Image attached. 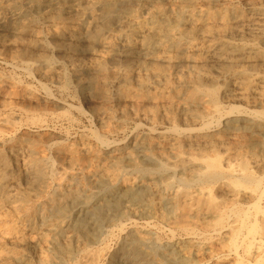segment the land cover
<instances>
[{
	"label": "bare ground",
	"instance_id": "1",
	"mask_svg": "<svg viewBox=\"0 0 264 264\" xmlns=\"http://www.w3.org/2000/svg\"><path fill=\"white\" fill-rule=\"evenodd\" d=\"M0 58L32 80L24 82L0 73V264H51L48 253L44 256L38 251L47 248L49 234L55 229L61 235L70 234L67 242L61 240L63 243L57 247L61 255L68 256L76 239H92L104 224L118 218L131 221V229L124 223L117 229L120 234L126 233L121 253L139 256L152 224L150 220L140 225L131 215L134 212L141 220L157 216L152 217L155 203L165 201L164 192L171 187L166 175L164 192L150 172L138 188L124 178L125 165L137 173L141 170V158L138 160L136 154L139 149L167 167L188 173L183 180L188 186L222 174L237 177L233 183L239 190L244 188L245 180L253 184L243 201L251 206L231 208L235 222L229 221L225 209L229 198L227 203L224 198L220 203L209 189L191 194L177 191L180 186L169 200L186 218L203 219L212 223L215 231L225 232L217 243H229L237 251L239 240L244 238V257H238L237 264H264V178L254 174V170H264V129L255 121L264 118V113L252 111L249 114L253 118L243 119L245 131L263 133L249 140L236 137L233 150L227 144L233 133H213L210 125L214 122L218 126L225 118L224 106L219 104L222 98L242 104L251 96L264 103V72L255 71L264 67V0H0ZM71 81L79 87L81 103H95L85 108L96 118L103 134L92 131L91 140L73 138L67 131V125L77 122L73 112L85 115L84 107H75L69 98L54 95L48 87L58 85L62 95ZM208 84H221L219 101L215 98L217 91ZM254 99L251 102L255 104ZM147 103L151 109L148 105L145 108ZM238 107H232L231 113L247 112ZM177 116L191 124L202 121L204 128H179L175 124ZM161 119L169 129L157 133L156 140L141 135L124 146L108 140L129 120L139 122V127L145 124L154 133ZM99 147L105 148L104 152ZM94 187L119 190L116 194L110 191L105 200L101 197L103 202L95 204L93 192H86L89 196L83 199V192ZM231 195L235 194L230 191ZM78 205L79 214L72 217ZM39 213L47 215V221L36 225ZM179 222L177 231L186 236L196 230H191V222ZM177 246L179 250L185 248L183 242ZM105 248L86 252L78 264H99Z\"/></svg>",
	"mask_w": 264,
	"mask_h": 264
},
{
	"label": "rangeland",
	"instance_id": "2",
	"mask_svg": "<svg viewBox=\"0 0 264 264\" xmlns=\"http://www.w3.org/2000/svg\"><path fill=\"white\" fill-rule=\"evenodd\" d=\"M5 33V32H4ZM3 33V34H4ZM4 35H8L7 33H5ZM19 48H17L16 50H18ZM15 50V49H14ZM1 60H0V73L1 74H3L4 76H6V77H10V78H16V79H19V80H22V81H24V82H30V79H29V77L24 73V72H22V71H20V70H18V69H16L15 67H12V65H11V63L10 62H8V61H6L4 58H0ZM8 64V65H6V64ZM1 65H2V67H1ZM259 67H260V69H259ZM259 67H257L256 68V70L255 71H258V70H261L260 72H264L263 70H264V67H262L261 68V66H259ZM5 68V69H4ZM4 70V71H3ZM10 70V71H9ZM15 74H14V73ZM13 73V74H12ZM6 74V75H5ZM14 76V77H13ZM17 76H20L19 78L17 77ZM25 77H26V79H25ZM31 82H32V80H31ZM30 82V83H31ZM70 88H68L67 89V91L64 93V94H62L61 95V92L59 91V89H58V85H55V84H49L48 85V87H49V89L52 91V93L55 95L56 94V96H64V97H66V98H69L70 100V103L71 104H73L75 107H84L83 109L85 110V111H87V113L85 114V115H81V114H79V113H77V112H73L74 114H73V116H74V118H75V121H77V122H74V124H72V125H67V131H69V133H71L70 135L73 137V138H78L79 136H82V137H84L86 140L88 139V140H91L92 138H91V133H93L92 131H94V133H98V134H100V135H102L103 133H102V131H101V128H100V126L98 125V123H97V121H96V118L94 119V118H92V115L91 114H89V112H88V106H89V104L90 103H85V104H83V103H81L80 102V99H79V92H80V90L78 89L79 87H77L76 86V84L75 83H73L72 84V81L70 82ZM52 85V86H51ZM53 85H54V87H53ZM73 85V86H72ZM217 85V86H216ZM219 85V86H218ZM221 84H208V86H209V88L210 89H213V91L215 92V91H217L215 94V98L219 101V99L220 98H222L221 96H220V92H219V90H220V86ZM218 87V88H217ZM77 88V89H76ZM56 89V90H55ZM69 90H71L70 92H69ZM78 90V91H77ZM76 91V92H75ZM60 92V93H59ZM75 94H74V93ZM78 92V93H77ZM218 94H219V97L220 98H218ZM74 95V96H73ZM75 95H76V97H75ZM68 96V97H67ZM251 97V96H250ZM250 97H248V99L249 100H247V101H249V102H244V103H231V101L229 102V100L227 99V98H222V100L220 99V101H219V104H220V106L223 108V106H224V109H225V113H224V116H225V118H224V120L217 126V124H215L214 122L212 123V124H210L211 125V127H212V132L213 133H220V132H223L224 130H227V131H229L230 132V134L231 133H233V137H231V140L233 141H229V143H227L228 145H230V149H235L236 148V137H238V139L237 140H239L240 138H241V140L242 139H251V138H253V137H256V136H259L258 134H262V133H260V132H258V131H254L253 129H249V130H246L245 131V129H243V123H242V121H243V119H250V118H253V117H251L250 116V112H258V113H264V103H261L259 100H256V99H254V97H252V98H250ZM252 99H254V101L253 102H255L256 101V103L254 104V103H252L251 101H252ZM225 100V101H224ZM74 102V103H73ZM251 103V104H250ZM241 104V105H240ZM253 104V105H252ZM260 104V106H258ZM93 105H95V103L93 102V104L91 103L90 104V106L91 107H93ZM147 105L149 106L148 107V109H151L152 108V105H149V103H147L146 105H145V108H147ZM243 105H244V107H243ZM257 105V106H256ZM235 106L237 107V106H239L238 108H241V109H243V110H245V111H247V112H245V113H243L242 115H239V114H237V113H231V108L232 107H234L235 108ZM248 106V107H247ZM263 106V107H262ZM87 109H86V108ZM246 107V108H245ZM256 107V108H255ZM262 107V108H261ZM90 108V107H89ZM251 108V109H250ZM228 110H230V111H228ZM227 111V112H226ZM230 112V113H229ZM227 113V114H226ZM230 114V115H229ZM231 114H233V115H231ZM88 115V116H87ZM91 116V117H90ZM227 116V117H226ZM232 116V117H231ZM180 116H177L176 117V121H175V124H176V126H178L179 128H182L183 126H185L184 127V129H194V130H198L200 127H202V128H204V122H202V121H199L198 123H193L192 122V124H191V122L189 121V120H187L185 117H180ZM77 119V120H76ZM79 119H81V120H79ZM93 119V120H92ZM184 119V120H183ZM186 119V120H185ZM231 119H232V122H231ZM233 119H235V120H233ZM262 119V120H261ZM259 120V121H258ZM264 118H262V117H257L256 119H255V121H257V123H258V125H260L263 129H264ZM84 121V122H83ZM86 121V122H85ZM92 121H93V123H92ZM182 121V122H181ZM229 121H230V123H229ZM162 122V123H161ZM186 122V123H185ZM187 122H188V124H187ZM233 122H235V123H233ZM237 122V123H236ZM262 122V123H261ZM78 123V124H77ZM160 123H161V125H160ZM139 122H136V121H134V120H129V121H127L125 124H124V126H123V128L122 129H120V130H118V131H115L114 132V134L112 135H109L108 137V140L110 141V142H113V143H115V144H117V145H120V146H124V144H126V142L127 143H134L133 142V140L135 141V138L136 137H141V135H142V137L141 138H144L145 136L147 137L148 135V137L147 138H149V139H151V140H156V134L157 133H161V132H168L167 130L169 129V125L166 123V121L165 120H160V122H159V125H157L156 126V130H155V132L154 133H152L150 130H149V127L148 126H146L145 124H141L140 125V127H139ZM187 124V125H186ZM191 124V125H190ZM231 124H233V126H231ZM79 125V126H78ZM142 125L144 126V127H142ZM164 125V126H163ZM193 125V126H192ZM203 125V126H202ZM227 127H226V126ZM229 125V126H228ZM235 125V126H234ZM237 125V126H236ZM82 126V127H81ZM88 126V127H87ZM136 127V131H135V127ZM146 126V127H145ZM158 126H160V127H158ZM69 127V128H68ZM131 127V128H130ZM226 127V128H225ZM235 127V128H234ZM87 128V129H86ZM142 128H144V130L142 129ZM160 128V129H159ZM196 128H198V129H196ZM75 129V130H74ZM80 131H79V130ZM88 129H91V130H88ZM97 129V131H95ZM135 131V132H132V134H131V131H133V130ZM183 129V128H182ZM201 129V128H200ZM220 129V130H219ZM90 131V132H89ZM100 131H101V133H100ZM120 131H122V132H120ZM138 131V132H137ZM143 131V132H142ZM234 131V132H233ZM248 131H249V133H248ZM73 132V133H72ZM76 132H77V134H76ZM79 132V133H78ZM86 132H87V134H86ZM125 132V133H124ZM238 132V134H236ZM246 132V133H245ZM145 133V134H144ZM148 133V134H147ZM243 133V134H242ZM245 133V134H244ZM248 133V134H247ZM253 133V134H252ZM117 134V135H116ZM147 134V135H146ZM248 136H247V135ZM257 134V135H256ZM87 135V136H86ZM137 135V136H136ZM140 135V136H139ZM112 136V137H111ZM132 136V137H131ZM261 136H263V135H261ZM119 137V138H118ZM130 138V139H129ZM233 138V139H232ZM234 138H235V140H234ZM116 139V140H115ZM126 140V141H125ZM121 141H122V143H121ZM117 142V143H116ZM121 144H120V143ZM124 142V143H123ZM231 142V143H230ZM226 144V146H227V148H228V145ZM99 150H101L102 152H104V150H105V148H102V147H99ZM259 150H260V148L257 150V152H259ZM140 152V153H139ZM243 152V151H242ZM141 153H143V154H141ZM147 153V154H146ZM244 155H245V150H244ZM246 155H250V154H248V152H247V150H246ZM251 153V152H250ZM136 154H137V157H138V160L141 158V160H139V162L143 165L142 166V168H141V170H138L139 171V173H137V171L135 172V170L133 171V169L130 167V166H128V165H125L124 167H123V176H124V178H126V177H128L127 179L128 180H130V184L132 185H135L137 188L139 187V183L142 181L141 179L143 178V180H144V178L148 175L147 173H151V176H152V178L154 177V179H155V181L157 182V185L160 187V189L164 192L165 191V189H166V186H164V185H166L167 184V182H169L171 185V187H169V189H172V191L170 190L169 191V189H168V191H166V192H164L166 195H165V197H164V199L163 200H165V201H156V205L158 206H156L155 205V208H154V210H153V215H152V217L154 216V215H157L158 216V214H159V211L161 210V214H159V217H160V219L161 220H159V217L158 218H156L157 216H154L153 218H147V219H143V220H141L140 219V217H138L137 215H133V213H132V215H131V217H132V220L133 219H138L139 220V224L140 225H143V224H145V222H149L150 220V223L152 224V227L150 228V229H152V230H150L149 229V237L147 236V240H145V242H143L142 243V245L140 246V251H142L143 249L144 250H146V252L148 251V254L143 250L142 252H141V254L138 256V255H135V254H133V255H130V254H128V256L127 255H123V253H121V251H120V249H121V245L123 244V238H125V236H126V233L125 234H120L119 232H117V229H119V226L120 225H122V223H124V224H126L127 226H128V229H131V226H130V222L131 221H125V220H116V222L114 221V222H112V223H106V224H104L101 228H100V231H98V233H96V235L94 236V238H92V239H89V240H84V239H82V238H78V239H76L75 241H74V243L76 244L78 241L81 243H77L76 244V246H75V244H73V252L71 253V254H69L68 256H63V255H61L59 252H58V250H57V247H58V245H61L62 243H63V241H64V243L63 244H65V241L67 242V240H68V238H67V236L68 235H70L69 233H66V234H62L61 235V233H59L58 232V230L57 229H55V231L53 232V233H51V234H49V236H50V239H49V241L51 242H49L48 241V243H46V246H45V244L43 245V247L42 248H44V246L45 247H47V248H44V249H42L43 251H41V250H39L38 251V253H42L44 256L47 254L48 255V259L50 260V262H51V264H55V262H56V264H68L69 263V261H70V264H78L79 262H81V261H83V257H84V254L86 253V252H90V251H97V250H100V249H102V247L103 248H105L106 249V251H105V254L102 256V258L100 259V262H99V264H106L107 262L109 263V264H112L115 260V264H192L194 261L195 262H197V261H199L200 260V263L199 262H197V263H195V264H224V263H226V264H237V260H238V257H244V250H245V246L244 245H242V241L244 240V238H241L240 240H239V248H238V250L236 251V250H234V247H232L229 243H217V242H220V241H222L221 239H222V236H223V234L225 233V232H219V231H215V228L213 227V225H212V223H208V222H205V220H199V219H195V220H191V219H188V218H186L185 217V215H184V213H181V212H177L176 211V209L175 208H173L174 206L172 205V204H170L171 202H170V200H169V196H171V197H173L175 194H176V192L177 191H187V192H189V193H191V194H194L195 192H200V191H205L206 190V192H208V189H209V193H212V195L216 198V200L217 201H219L220 203L221 202H223V198H224V203L226 202L227 203V201H226V199L227 198H229L228 199V203H230L231 201H232V203L235 201V203H233V204H230L229 206H228V203H227V205L225 206V209H226V211L228 212L227 214L229 215V221L230 222H235L236 220H235V217L234 216H232L231 214V212L233 211V209L235 208V207H237V208H239V207H243V208H247L248 206L250 207L251 206V204H247V203H245V202H243L246 198V194H248V193H251L252 192V190H253V184H251L250 182H248L247 180H245V181H243V183L242 184H244L243 186H244V188L242 189H236V185L233 183V181H235V180H237L238 178L237 177H235V178H233V177H231V176H229V175H224L223 176V174L220 176V177H218V178H216V179H208V180H210L209 182L208 181H206L207 180V178L206 179H203L202 181H198V182H196L195 181V183L193 182L190 186H188V185H185L184 184V179H186L187 178V174L186 173H183V172H181L180 170H177V169H174V168H170V167H167L162 161H160L159 159H157V158H154L152 155H150L146 150H144V149H139L137 152H136ZM142 155V156H141ZM224 156V155H223ZM259 156H261L260 154H259ZM147 157V158H146ZM143 158V159H142ZM147 160V161H146ZM157 161V162H156ZM159 161V162H158ZM155 164V165H154ZM156 164L158 165V166H156ZM154 166H155V168H154ZM145 167L147 168V170L145 169ZM151 167H153V170H152V168ZM159 167V168H158ZM151 171H150V170ZM164 169V170H163ZM142 170H144V171H142ZM168 170H169V172H168ZM157 173H156V172ZM166 171H167V173H166ZM264 171V170H263ZM263 171H257V170H254V174H255V176L256 177H258V179H262V178H264V172ZM129 172V173H128ZM174 172V173H173ZM263 172V173H262ZM133 173V174H132ZM146 173V174H145ZM165 173V174H164ZM172 173L173 174H175V175H172ZM184 174V176H183V174ZM129 174H131V175H129ZM136 174V175H135ZM140 175V176H142V177H140V176H138V175ZM144 174V175H143ZM164 174V175H163ZM170 174V175H169ZM186 174V175H185ZM129 175V176H128ZM132 175H133V178H131L132 177ZM160 175V176H159ZM169 177L168 179H169V181H167L166 179H167V177ZM131 176V177H130ZM136 176V177H135ZM144 176V177H143ZM156 176V177H155ZM174 176H176V177H174ZM181 176V177H180ZM262 177V178H260V177ZM165 177V178H164ZM171 177H172V181L170 180L171 179ZM183 177V178H182ZM138 178H140V179H138ZM156 178H158V179H156ZM162 178V179H161ZM164 178V179H163ZM179 178V179H178ZM133 179V180H132ZM135 179L137 180V183H136V181H135ZM176 179H178V180H176ZM158 180H159V182H158ZM163 180V181H162ZM180 180V182H181V184H180V182H178ZM216 180H218L217 182H215ZM163 182L162 184L163 185H161V182ZM165 181H167V182H165ZM174 181V182H173ZM220 182V183H219ZM136 183V184H135ZM172 183L174 184V185H172ZM198 183V184H197ZM206 183V184H205ZM208 183V184H207ZM217 183H218V185H217ZM222 184H224V185H222ZM227 184V186H225ZM232 184H234V185H232ZM248 184V185H247ZM179 185V186H178ZM202 185H204V186H202ZM211 185V186H210ZM222 185V186H221ZM231 185V186H230ZM250 185V186H249ZM134 186V187H135ZM173 186V187H172ZM181 186V187H180ZM186 186V187H185ZM225 186V187H224ZM230 188H229V187ZM234 188H233V187ZM135 187V188H136ZM162 187H163V189H162ZM164 187H165V189H164ZM179 188V190H177L178 188ZM182 187H184V188H182ZM189 187V188H188ZM193 187V188H192ZM195 187V188H194ZM197 187V188H196ZM224 187V188H223ZM247 189H246V188ZM95 188V189H94ZM94 188H92L91 190H86V191H84L83 192V199H85L87 196H89V194L90 193H92L93 192V197L95 198H93V201H94V203L95 204H100L101 203V201L103 200V198H104V200H105V198H107L106 196H109V195H111V194H116V193H118V188L117 189H114V190H106V188H103V189H100V188H98V187H94ZM175 188H177V189H175ZM182 188V189H181ZM187 188V189H186ZM218 188V189H217ZM223 188V189H222ZM219 189H221V190H219ZM232 189V190H231ZM235 189V190H234ZM251 189V190H250ZM173 190H175V191H173ZM177 190V191H176ZM219 190V191H218ZM225 192H227V194H225L224 193V191ZM227 190V191H226ZM238 190V191H237ZM90 191V192H89ZM95 191V192H94ZM101 191H103V192H101ZM107 191V192H106ZM212 191V192H211ZM217 191V192H216ZM230 191H232V194L234 195V196H228L229 195V192ZM243 191V193H241ZM86 192H89V194L88 193H86ZM100 192V193H99ZM111 194H110V193ZM222 193V195H221V193ZM104 193V194H103ZM170 195H169V194ZM216 193V194H215ZM225 194V197L223 196L224 194ZM241 193V194H240ZM87 194V195H86ZM97 194H99V195H97ZM172 194V195H171ZM196 194V193H195ZM219 194V195H218ZM86 197H85V196ZM96 195V196H95ZM101 195V196H100ZM113 196V195H112ZM216 196H218V197H216ZM223 196V197H222ZM227 196V197H226ZM237 196V197H236ZM239 196V197H238ZM99 197V198H98ZM101 197H103V198H101ZM170 197V198H171ZM220 197H221V200H220ZM231 197H234V198H232L231 199ZM240 197H243V198H240ZM219 199V200H218ZM239 199V200H238ZM242 201H241V200ZM103 200V201H104ZM238 200V201H237ZM102 201V202H103ZM168 204H167V203ZM238 202H240V203H238ZM82 201H81V204L80 205H82ZM161 204V205H160ZM239 204V205H238ZM246 204V205H245ZM233 205H235L234 207H233ZM241 205V206H240ZM166 206H168L167 208H168V210L165 208ZM74 207V206H73ZM72 207V208H73ZM81 207V206H80ZM80 207H79V205L78 206H76L75 208H74V210L71 212V215H72V217L73 216H75V214H76V216L79 214L78 213V211L80 210ZM156 207H157V209H159V210H157V212H156ZM160 207V208H159ZM229 207V208H228ZM233 207V209H231ZM163 208H165V210L163 209ZM78 209V210H77ZM173 211H172V210ZM175 209V210H174ZM229 209V210H228ZM75 211V212H74ZM166 213V214H165ZM179 213H181V214H183L182 216H184V218H180V217H182V216H180V215H178ZM40 215H41V217H40ZM165 216V219L167 218V220H168V222H167V224H166V222H165V220H164V216ZM168 215V216H167ZM174 215V216H173ZM39 216V217H38ZM43 216V217H42ZM47 215H42L41 213H39L38 215H37V218H36V225H40L42 222H43V220L45 221H47V217H46ZM180 216V217H179ZM72 217H70V219H68L69 221H71V219H72ZM163 219H162V218ZM175 218V220H173L174 218ZM46 218V219H45ZM173 218V219H172ZM181 220H180V219ZM163 220V221H162ZM185 220V222H189V224H190V222L192 223V231H194L195 229V231L194 232H192L189 236H186V233H184V232H182V231H177L178 229L176 228L177 227V225H178V221H180L179 223H181L182 221H184ZM121 221V222H120ZM173 221V224H175V225H173V224H171V222ZM177 221V222H176ZM129 224H128V223ZM176 222V223H175ZM117 223V224H116ZM165 223V224H164ZM168 223H170V224H168ZM200 223V224H199ZM206 223V224H205ZM108 224V225H107ZM194 224V225H193ZM204 224V225H203ZM165 225V226H164ZM171 225V226H170ZM196 225V226H195ZM199 225V226H198ZM203 225V226H202ZM106 226V227H105ZM154 226V227H153ZM195 226V227H194ZM202 226V227H201ZM206 227L207 228H209L210 230H212V231H210L209 229H206ZM211 227H212V229H211ZM107 228V229H106ZM194 228V229H193ZM203 228H205V229H203ZM155 229V230H154ZM159 229V230H158ZM109 230V231H108ZM111 230V231H110ZM204 230V231H203ZM208 230V231H207ZM104 231V232H103ZM169 231H171V233L169 232ZM101 232V233H100ZM106 232V233H105ZM108 232V233H107ZM157 232H159V233H157ZM162 232V233H161ZM172 232H174L173 234H172ZM198 232V233H197ZM218 232V233H217ZM101 235H100V234ZM109 233H111V234H109ZM117 233V234H116ZM154 233H156V234H154ZM212 233H214L213 235H212ZM61 235V236H59V235ZM68 234V235H67ZM115 234V236H113ZM205 234V235H204ZM242 234H244V233H242ZM52 235V236H51ZM101 237H100V236ZM106 235V236H105ZM160 235V236H159ZM194 235H195V237H194ZM203 235H204V237H203ZM222 235V236H221ZM56 237V239H55V237ZM58 236V237H57ZM97 236V237H96ZM99 236V237H98ZM150 236H153V238H151V239H149L150 238ZM155 236V237H154ZM161 236H162V238H161ZM182 236V237H181ZM193 236V237H192ZM95 237H96V239H95ZM103 237V238H102ZM121 237V238H120ZM156 237H158V238H156ZM187 237H189V238H187ZM53 240H52V239ZM59 238V239H58ZM102 238V239H101ZM119 238H120V241H119ZM193 238V239H192ZM216 238V239H215ZM80 239V240H79ZM154 239V240H153ZM215 239V240H214ZM61 240H63V241H61ZM93 240V241H92ZM107 240H109V241H107ZM155 240H156V242H155ZM174 240V241H173ZM210 240V241H209ZM213 240V241H212ZM57 241H59V242H57ZM77 241V242H76ZM84 241V242H83ZM86 241V242H85ZM92 243H91V242ZM96 241V242H95ZM115 241V242H114ZM119 241V242H118ZM122 241V242H121ZM158 241V242H157ZM173 241V242H172ZM196 241V242H195ZM62 242V243H61ZM87 242H89V243H87ZM98 242V243H97ZM121 242V243H120ZM179 242H183L184 243V246H185V248L183 249V250H179V249H177V244ZM188 242V243H187ZM199 242V243H198ZM204 242H206V243H204ZM82 243H83V246H82ZM93 243H96L95 245L93 244ZM112 243V244H111ZM145 243V244H144ZM148 243V244H147ZM186 243H187V245H186ZM196 243V244H195ZM51 244V245H50ZM118 244V245H117ZM224 244V245H223ZM79 245V246H78ZM89 245H91V246H89ZM93 245V246H92ZM102 245V246H101ZM147 245V246H146ZM171 245V246H170ZM190 245V246H189ZM193 247H192V246ZM196 245H197V247H196ZM85 246V247H84ZM96 246V247H95ZM117 246V247H116ZM119 246V247H118ZM175 246H177V247H175ZM200 246V247H199ZM209 246V247H208ZM221 246H223V248L224 247H226V249H227V251L225 250V248L224 249H222L221 248ZM48 247H50V248H52V249H50V248H48ZM75 247H77V248H75ZM79 247H80V250H79ZM101 247V248H100ZM111 247V248H110ZM146 247V248H145ZM149 249H148V248ZM175 247V248H174ZM190 247H192V248H190ZM241 247V248H240ZM109 248V249H108ZM172 248H174L173 249V251H172ZM179 248V247H178ZM231 248H232V250H231ZM113 251H112V250ZM115 249H117V250H115ZM188 249V250H187ZM197 249V250H196ZM211 249V250H210ZM216 249V250H215ZM244 249V250H243ZM49 250V251H48ZM53 251V253L54 254H52V251ZM57 250V251H56ZM75 250V251H74ZM89 250V251H88ZM169 250V251H168ZM178 250V251H177ZM193 250V251H192ZM206 252H205V251ZM214 250L217 252H214ZM56 251V252H55ZM78 251H80L79 253H78ZM83 251V252H82ZM180 251H183V252H181V253H179ZM196 251V252H195ZM208 251V252H207ZM212 251V252H211ZM222 251V252H221ZM76 252V253H75ZM111 252V253H110ZM150 252V253H149ZM219 252H221V253H219ZM224 252H225V254H224ZM44 253H46V254H44ZM82 255H81V254ZM153 253V254H152ZM155 253V254H154ZM170 253H172L173 255L172 256H170L171 254ZM184 254V257H183V254ZM188 253V254H187ZM206 253V254H205ZM215 253V254H214ZM49 254H51V255H49ZM76 254V255H75ZM121 254H122V256L123 257H121ZM147 254V255H146ZM166 254V255H165ZM168 254V255H167ZM182 254V256H180ZM191 254V255H190ZM210 254H211V256H210ZM213 254L215 255V256H213ZM230 254V255H229ZM235 254H236V256H235ZM55 255H57V258H56V256ZM70 255L73 257H70ZM78 255V256H77ZM111 255H114V256H111ZM152 255V256H151ZM153 255H155L154 257H153ZM159 255V256H158ZM237 255H239V256H237ZM129 256H131V257H129ZM137 256H138V258H137ZM151 256V257H150ZM156 256H157V258H156ZM187 256V257H186ZM218 256H220V257H218ZM70 257V258H69ZM121 257V258H120ZM158 257H161V258H158ZM166 257V258H165ZM171 259H169V258ZM194 258V260L192 261V259ZM75 258V259H74ZM82 258V259H81ZM105 258V259H104ZM114 260H113V259ZM127 260H126V259ZM133 258H135V259H133ZM182 258V259H181ZM190 258V259H189ZM192 258V259H191ZM230 258V259H229ZM245 258H246V255H245ZM249 257H247L246 259H248ZM71 259V260H70ZM74 259V260H73ZM125 259V260H124ZM148 259V260H147ZM168 259V260H167ZM226 259V260H225ZM56 260V261H55ZM64 260L66 261V262H64ZM111 260V261H110ZM113 260V261H112ZM151 260V261H150ZM156 262H155V261ZM169 260L172 262H169ZM185 260V261H184ZM203 260V261H202ZM250 260H252V259H249L248 261H250ZM76 261V262H75ZM107 261V262H106ZM110 261V262H109ZM121 261V262H120ZM126 261V262H125ZM147 261V262H146ZM148 261H150V262H148ZM162 261V262H161ZM190 261V262H189ZM223 261H224V263H223ZM230 261V262H229ZM59 262V263H58ZM64 262V263H63ZM128 262V263H127ZM168 262V263H167ZM175 262V263H174ZM181 262V263H180ZM189 262V263H188ZM192 262V263H191ZM234 262V263H233ZM107 263V264H108ZM30 264H33V263H30ZM194 264V263H193Z\"/></svg>",
	"mask_w": 264,
	"mask_h": 264
}]
</instances>
